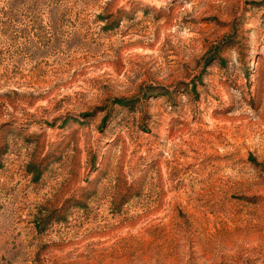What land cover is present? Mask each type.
I'll return each instance as SVG.
<instances>
[{
    "label": "rangeland",
    "instance_id": "rangeland-1",
    "mask_svg": "<svg viewBox=\"0 0 264 264\" xmlns=\"http://www.w3.org/2000/svg\"><path fill=\"white\" fill-rule=\"evenodd\" d=\"M0 264H264V0H0Z\"/></svg>",
    "mask_w": 264,
    "mask_h": 264
}]
</instances>
